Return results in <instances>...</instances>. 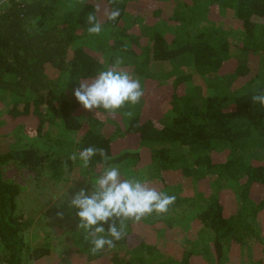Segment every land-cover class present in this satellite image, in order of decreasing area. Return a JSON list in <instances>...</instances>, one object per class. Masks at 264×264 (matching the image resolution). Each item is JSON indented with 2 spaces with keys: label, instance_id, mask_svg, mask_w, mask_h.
Here are the masks:
<instances>
[{
  "label": "trees",
  "instance_id": "16d2710c",
  "mask_svg": "<svg viewBox=\"0 0 264 264\" xmlns=\"http://www.w3.org/2000/svg\"><path fill=\"white\" fill-rule=\"evenodd\" d=\"M102 3L120 9L116 21L100 7L96 12ZM220 8L232 13L236 45L215 24L222 20ZM90 12L103 23L98 36L87 33ZM117 58L119 68L140 81V102L114 115L84 109L74 89ZM194 74L205 91L188 89ZM0 92L11 97L10 122H0L8 124L0 130V264H26L27 246L24 215L16 211L26 187L6 179L3 165L13 161L40 173L50 163L60 179L65 161L69 171L89 178L91 189L106 166L102 158L94 156L87 168L68 159L89 146L104 149L110 165L146 169L152 187L158 183L159 191L175 195L161 218L184 203L180 190L195 185L205 207L194 224L212 230L215 256L220 259L228 245L253 243L254 260L264 263V219L259 230L252 222L264 213V106L251 99L264 92V0H12L0 11ZM58 116L63 134L52 151L19 142L20 123L37 119L35 134L50 138ZM174 186V193L165 190ZM135 225L114 249L93 255L89 246L92 263L84 264L146 263L151 246ZM49 254L37 246L30 257ZM190 255L185 250L181 264H192Z\"/></svg>",
  "mask_w": 264,
  "mask_h": 264
},
{
  "label": "rangeland",
  "instance_id": "374dc122",
  "mask_svg": "<svg viewBox=\"0 0 264 264\" xmlns=\"http://www.w3.org/2000/svg\"><path fill=\"white\" fill-rule=\"evenodd\" d=\"M11 1L12 0H0V11L7 7ZM105 6V3L100 4L99 7L102 12L105 10ZM227 10L228 9L223 11L220 8L222 20L215 24L227 34L232 45H236L240 42V36L234 29L235 22L231 19L232 13H228ZM162 17L165 19L166 14L163 13ZM64 77H67V75ZM200 87H202L204 91L206 90V85L202 81V78L198 74H194L188 89L192 90ZM10 100V96L0 92V122H10L8 116L9 109L11 108ZM30 119L31 120L25 123H20L17 127V129L21 130L19 133L17 132L20 137L18 138L19 142L23 143L26 147L33 145L37 146L44 152L52 151L51 146L53 142L57 137H61L63 134L61 133L60 135L61 126H59V122L61 121V116L57 117L55 129H50V138L47 135H36L34 130L37 127V119ZM7 123L0 125V130L8 127ZM10 136H16V132L12 131ZM63 163L64 166L61 168L60 179L52 175L50 163L45 164L43 171L40 173L25 171L19 168L13 161L3 165V175L6 179L13 178L26 187L18 197V207L16 210L17 213H22L24 215L23 233L27 242L24 253V261L26 264H59V262H62V264L92 263L91 261H87V259H89L87 251L90 244L84 240L82 230L77 228L79 219L75 215L76 210L69 207V200L71 197L81 188L87 189L90 181L87 176L85 178L78 176L76 169L69 171L71 164L65 161H63ZM114 166L119 167L122 177L145 180L152 186L149 180L150 176L146 169L139 171L130 164H122V162L116 163ZM171 181L173 183L176 182L174 177L171 178ZM160 186L161 185L157 183L153 187L159 191L161 189ZM87 190L90 191L91 189ZM165 190L174 193L177 191V187H166ZM179 193L185 196V201L178 208L177 212H171L162 218L161 215L153 213L136 223L142 227L143 231H147L144 235V239L150 243H155L163 247L162 245L164 244H159L158 239L162 240V242L166 241L165 244H167L169 242L167 238H164V236L166 237L167 235L170 242H172L168 244V248L177 252V254H180L185 243L196 244L197 241L200 243L203 242L207 233L205 232L201 235V228L195 226L192 221V217L194 216L192 214L205 207V203L199 199V193L195 191V185H190L182 189V191L180 190ZM60 213L63 215L61 216ZM160 218L162 219L163 227L158 229V226L152 229V227H154L153 224ZM258 220L261 221V218ZM258 220H256V223H259ZM133 224L135 223L127 221L125 231L130 230ZM189 224L192 226L191 228L188 227ZM180 244H182L181 249ZM37 246L48 247L50 249V254L38 260L32 259L30 257V252ZM1 250L2 246L0 245V251ZM248 252L250 251L248 250ZM248 252L246 251L244 253L243 249L239 259L235 255L234 260L236 261L230 263L240 264L242 254L244 253V258H246L249 255ZM163 256H165L164 252H159L154 256L148 257V264H173L170 262L171 260ZM202 261L207 264V259L205 257H203ZM249 261H251V259H249L248 256L242 264H248Z\"/></svg>",
  "mask_w": 264,
  "mask_h": 264
},
{
  "label": "clouds",
  "instance_id": "9594fccd",
  "mask_svg": "<svg viewBox=\"0 0 264 264\" xmlns=\"http://www.w3.org/2000/svg\"><path fill=\"white\" fill-rule=\"evenodd\" d=\"M115 4L116 0H111ZM98 12L99 5L94 6ZM96 12L88 13L86 28L89 35L98 36L103 31V23ZM108 21H116L120 9H105ZM122 63L117 58L113 65L101 70L92 79H81L74 89V97L86 110L103 109L114 115L126 105H136L143 96L140 81L127 71L121 70ZM253 103L264 106V92L251 97ZM131 116V113H128ZM99 155L106 165L95 177L91 190L81 188L69 200V207L76 210L79 219L77 228L82 230L84 240L90 244V253L95 255L107 248L114 249L117 241L126 235V222H140L153 213L165 214L175 203V195L158 191L145 180L124 178L118 166L108 164L110 157L102 148L85 147L72 153L68 159L81 162L87 168L92 158ZM62 216L63 214L60 213ZM104 225H107V229Z\"/></svg>",
  "mask_w": 264,
  "mask_h": 264
},
{
  "label": "crops",
  "instance_id": "0c3cea01",
  "mask_svg": "<svg viewBox=\"0 0 264 264\" xmlns=\"http://www.w3.org/2000/svg\"><path fill=\"white\" fill-rule=\"evenodd\" d=\"M197 212H199V211L197 210L196 212H194V214H192V215H194L192 217L193 223H194L195 217L197 215ZM259 218H261V221L258 220ZM262 219H264V213H260L257 216L256 219H252V222H253L254 226L258 227L257 228L258 230L261 228V227L259 228V226H260V224L262 222ZM256 220H258L259 223H256ZM246 221H247V219H246ZM162 227H163V225H160L158 227V229H161ZM188 227L191 228L192 226H190V224H189ZM134 228H135V231L144 238V235L147 233V231L146 230L143 231L142 227L139 226V225H135ZM153 228H155V227H152V229ZM198 228H201V235L204 234L205 232H207L206 233V237L204 238L203 242L200 243L199 241H197L196 244H186L185 243L184 246H183V249L180 251V254H177V252H175V251L171 250L170 248H168V244L169 243L171 244L172 242H170V240L168 239L167 235H166V237L164 236V238H167V240L169 242L167 244H165L166 241L162 242V240L158 239L159 244H164L162 246L165 247V248H163V247H161L159 245H156L155 243H150L149 241H147L145 239V242L149 246H151V248H149V247H148V249L145 248L146 251L144 252V256L146 257V263L143 262V263H139V264H148V257L154 256V255H156L159 252H164L165 256H163V257L171 260L170 261L171 263H173V264H181L182 263V259H183V254H184L185 250H188V251L191 252L190 258H191L192 264H205L202 261L203 257H205L207 259V264H233V263H230V262L236 261V260H234L235 255L239 259L243 249H244V253L246 251L248 252V250L250 251V252H248V254H249L248 256H249V259H251V261H249L248 264H257V262L254 260L255 252H254L253 243H245L243 245L242 244L228 245V246L225 247L223 255L219 259L217 256H215V252L213 251L212 247L210 246V241H211L210 236L212 235V230H209V228L205 229V228H203V226H198ZM132 229L133 228H131L130 230H132ZM180 245H181L180 246V249H181L182 248V244H180ZM178 246H179V244H178ZM241 248H243V249H241ZM152 250H154V251L152 252ZM244 253L242 254V256L240 258V261H241L240 264H242V262L245 259L248 258V256L246 258H244ZM197 256H199V257H197ZM206 256L209 257V258H212V259H209Z\"/></svg>",
  "mask_w": 264,
  "mask_h": 264
}]
</instances>
